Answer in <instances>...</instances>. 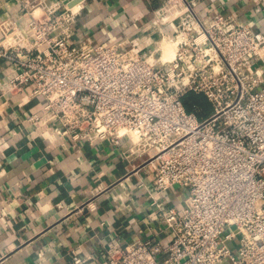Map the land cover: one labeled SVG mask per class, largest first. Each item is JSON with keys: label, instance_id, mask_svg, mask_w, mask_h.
Instances as JSON below:
<instances>
[{"label": "built area", "instance_id": "2783aa9c", "mask_svg": "<svg viewBox=\"0 0 264 264\" xmlns=\"http://www.w3.org/2000/svg\"><path fill=\"white\" fill-rule=\"evenodd\" d=\"M77 4L25 0L27 29L0 21V58L14 64L0 92L30 84L42 105L23 120L55 122L72 142L128 139L126 157L147 154L152 202L171 236L111 238L103 259L76 248L74 263L264 264V28L164 0L156 16L173 30L147 50L126 38L74 41ZM164 39L171 57L161 56ZM190 90L211 102L209 114L186 109ZM175 185L186 190L180 209L155 197Z\"/></svg>", "mask_w": 264, "mask_h": 264}, {"label": "crops", "instance_id": "0c3cea01", "mask_svg": "<svg viewBox=\"0 0 264 264\" xmlns=\"http://www.w3.org/2000/svg\"><path fill=\"white\" fill-rule=\"evenodd\" d=\"M24 1L0 0V21L13 19L27 29ZM163 1L80 0L71 40L126 38L147 50L164 30H173L156 16ZM195 1L203 15L231 13L264 28V0ZM13 68L0 58V91ZM31 88L0 92V264H75L76 248L99 261L111 238L123 244L147 236L168 241L171 233L150 195L147 154L126 157L128 139L118 145L95 137L72 142L56 132L55 122L23 120L41 109L42 98ZM185 195L175 185L155 197L180 209Z\"/></svg>", "mask_w": 264, "mask_h": 264}, {"label": "rangeland", "instance_id": "374dc122", "mask_svg": "<svg viewBox=\"0 0 264 264\" xmlns=\"http://www.w3.org/2000/svg\"><path fill=\"white\" fill-rule=\"evenodd\" d=\"M162 44L164 46L167 43L165 42V40H163ZM183 102L185 103L187 110L195 111L198 118H202V117L206 116L212 110L211 102L202 93L189 92L183 98ZM193 103H195L199 106V110L193 106Z\"/></svg>", "mask_w": 264, "mask_h": 264}, {"label": "bare ground", "instance_id": "6f19581e", "mask_svg": "<svg viewBox=\"0 0 264 264\" xmlns=\"http://www.w3.org/2000/svg\"><path fill=\"white\" fill-rule=\"evenodd\" d=\"M74 7H76V6H74ZM164 40L168 45L165 44L163 46V44H162L163 41L160 43L159 47H160L161 52H162L161 56H162V58L171 57L174 53V44L170 40H167V39H164Z\"/></svg>", "mask_w": 264, "mask_h": 264}, {"label": "water", "instance_id": "95a60500", "mask_svg": "<svg viewBox=\"0 0 264 264\" xmlns=\"http://www.w3.org/2000/svg\"><path fill=\"white\" fill-rule=\"evenodd\" d=\"M80 0H68V5H73L74 3L78 2Z\"/></svg>", "mask_w": 264, "mask_h": 264}, {"label": "trees", "instance_id": "16d2710c", "mask_svg": "<svg viewBox=\"0 0 264 264\" xmlns=\"http://www.w3.org/2000/svg\"><path fill=\"white\" fill-rule=\"evenodd\" d=\"M189 92H194V91H187L184 95H183V97H182V99L187 95V93H189ZM194 93H196V92H194ZM205 96V95H204ZM185 104V103H184ZM186 107V106H185ZM186 109H187V107H186Z\"/></svg>", "mask_w": 264, "mask_h": 264}]
</instances>
